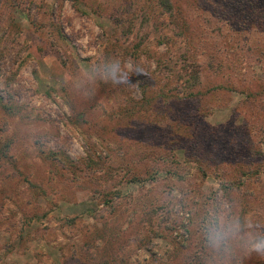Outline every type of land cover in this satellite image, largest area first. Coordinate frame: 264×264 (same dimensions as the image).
Instances as JSON below:
<instances>
[{
  "label": "rangeland",
  "instance_id": "obj_1",
  "mask_svg": "<svg viewBox=\"0 0 264 264\" xmlns=\"http://www.w3.org/2000/svg\"><path fill=\"white\" fill-rule=\"evenodd\" d=\"M221 203L264 229V0H0V264H208Z\"/></svg>",
  "mask_w": 264,
  "mask_h": 264
},
{
  "label": "clouds",
  "instance_id": "obj_2",
  "mask_svg": "<svg viewBox=\"0 0 264 264\" xmlns=\"http://www.w3.org/2000/svg\"><path fill=\"white\" fill-rule=\"evenodd\" d=\"M128 64L116 56L91 65L86 82L118 86ZM203 244L208 253V264H232L233 257L241 259L252 256L264 258V229L250 216L241 217L231 211V206L221 203L210 208L199 224Z\"/></svg>",
  "mask_w": 264,
  "mask_h": 264
}]
</instances>
